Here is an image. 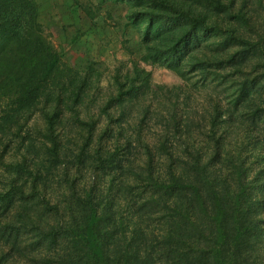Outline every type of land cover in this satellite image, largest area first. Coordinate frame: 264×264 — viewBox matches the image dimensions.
I'll return each instance as SVG.
<instances>
[{"label": "trees", "instance_id": "trees-1", "mask_svg": "<svg viewBox=\"0 0 264 264\" xmlns=\"http://www.w3.org/2000/svg\"><path fill=\"white\" fill-rule=\"evenodd\" d=\"M44 1L0 0V264H264V0H66L58 46Z\"/></svg>", "mask_w": 264, "mask_h": 264}, {"label": "rangeland", "instance_id": "rangeland-1", "mask_svg": "<svg viewBox=\"0 0 264 264\" xmlns=\"http://www.w3.org/2000/svg\"><path fill=\"white\" fill-rule=\"evenodd\" d=\"M66 0H45L42 7V19L46 26L49 37L59 45L65 38L64 26H69L68 32L73 33L75 28L72 27L73 10L67 11L64 8ZM111 10L116 16L120 13L121 8L110 5L107 10ZM82 28L86 31V35L82 38L81 46L77 50L69 52V61L72 64H79L86 60L87 55H91L101 62V65L113 67L116 64V58H123L125 55L117 41L115 29L109 23L100 22L98 27H94L88 18L82 12H78ZM154 80L161 84H175L179 82V78L172 72L164 68H156L154 70ZM106 84V80L104 82Z\"/></svg>", "mask_w": 264, "mask_h": 264}]
</instances>
